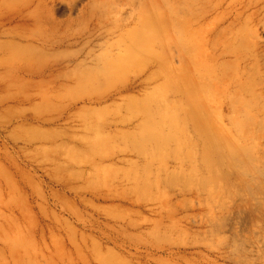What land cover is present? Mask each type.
<instances>
[{
    "label": "rangeland",
    "instance_id": "374dc122",
    "mask_svg": "<svg viewBox=\"0 0 264 264\" xmlns=\"http://www.w3.org/2000/svg\"><path fill=\"white\" fill-rule=\"evenodd\" d=\"M35 1L0 11V186L7 197L14 182L20 202L29 195L34 264H264V212L207 232V202L190 171L158 183L160 169L175 165L170 150L150 147L149 164L122 163L139 148L106 135L110 124L140 119L153 132L187 133L183 111L192 102L205 106L212 133L262 134L263 126L252 131L264 108L257 69L247 94L226 92L255 55L264 63L259 0H146L150 14L142 13L132 66L121 75L104 65L89 74L72 62L115 50L118 18L139 5ZM139 78L128 106L97 102Z\"/></svg>",
    "mask_w": 264,
    "mask_h": 264
},
{
    "label": "bare ground",
    "instance_id": "6f19581e",
    "mask_svg": "<svg viewBox=\"0 0 264 264\" xmlns=\"http://www.w3.org/2000/svg\"><path fill=\"white\" fill-rule=\"evenodd\" d=\"M45 1L37 0L35 3L42 6ZM131 2L139 7L137 10L135 7L133 12L126 17L118 18L117 48L107 52L104 58L95 57L91 64L73 61L72 65L75 70L86 69L90 74L101 70L99 67L104 65L103 68L116 69L121 75L131 68L130 57L138 48L134 34L138 32L136 30L142 20V13H149L145 5L146 0ZM259 4L262 5L260 10L264 11V0H259ZM18 6H20L19 0H0V11ZM104 12L100 11V16H104ZM92 13L95 14L91 11L90 14ZM45 18L47 19L44 22L50 24L53 31L60 28L59 21L48 16ZM254 68L257 69L255 74L259 77L258 84L261 86V91L257 93V96L258 98L262 96L264 94V63L259 55H255L253 62L245 63L244 67L238 69L226 92L229 93L235 89V94H247L246 83L252 78L253 82L254 71L252 69ZM100 79L95 81L98 82ZM139 81L138 84L129 86L125 79L115 88L114 94H112L113 91L109 92L107 96L97 99V102L102 104L107 99L121 100L123 106H128L132 101L131 92L142 90L143 81L140 78ZM89 101L90 103L96 102L93 99ZM227 104L231 109L236 108V102L233 100ZM183 112L185 113L183 122L187 126V133L177 131L164 135L158 130L153 132L148 129L150 123L146 126V122L140 119L136 122L110 124V130L106 135L115 140L131 142L139 148V153L135 156L121 157L122 163L149 164L150 154L147 149L150 147L161 146L167 151L170 150L175 155V165L171 168L165 166L160 169L157 176L158 183L165 179H168L170 184L177 183L185 177L186 172L190 171L189 176L193 177L191 179L200 185L197 188V196L204 197L207 202L204 205L205 216L201 221L207 232L219 234L224 232L227 227L226 221L230 222L235 216L242 218L247 214L263 213L264 130L260 135L252 133V135H239L234 139L230 138L228 133L210 131L208 112L203 104L192 102ZM261 113V118L258 116L253 120L252 131L259 126L264 127V108ZM252 117L255 118V115ZM210 184L214 187L208 190ZM6 187L11 190L8 196L4 197V187L0 186V264H34L31 240L32 210L29 195H26L25 202L17 201L12 196L17 189L16 184L8 182Z\"/></svg>",
    "mask_w": 264,
    "mask_h": 264
}]
</instances>
